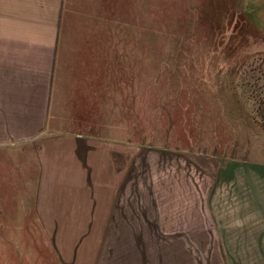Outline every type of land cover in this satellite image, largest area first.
Listing matches in <instances>:
<instances>
[{"label":"rangeland","instance_id":"374dc122","mask_svg":"<svg viewBox=\"0 0 264 264\" xmlns=\"http://www.w3.org/2000/svg\"><path fill=\"white\" fill-rule=\"evenodd\" d=\"M251 7L60 1L52 124L27 166L35 181L54 136L83 144L82 174L84 151H104L106 174L74 182L105 193L106 219L38 221L10 200L0 264H264V36Z\"/></svg>","mask_w":264,"mask_h":264},{"label":"crops","instance_id":"0c3cea01","mask_svg":"<svg viewBox=\"0 0 264 264\" xmlns=\"http://www.w3.org/2000/svg\"><path fill=\"white\" fill-rule=\"evenodd\" d=\"M60 1L0 0L2 222L6 220L10 200L15 201V205L19 207L17 212L22 215H26V208L31 207L33 217L38 221L63 222L72 220V215L76 216L73 218L76 222L106 219L105 193H97L93 189L92 196L96 200L92 201L89 190L74 182L86 180L84 176H88L95 184L100 174H106L107 155L104 151H84L88 165L87 172L82 174V165H77L76 168L73 166L72 151L75 144L80 147L83 144H78L77 137L59 140L54 136L43 143L42 153H47L41 158V164H45V167L41 174L36 175L35 181L30 177L27 166V155L34 158L38 138L43 134L44 127L52 124ZM246 1L253 7L243 8L242 11L246 13L249 10L255 14L259 30L264 36V0ZM48 166L53 167L50 170L51 177L48 175ZM109 174L115 175L116 172ZM27 177H30L29 180H26ZM83 195L87 197L86 202H70L75 200L74 197Z\"/></svg>","mask_w":264,"mask_h":264}]
</instances>
